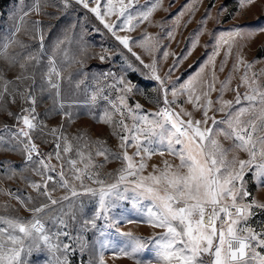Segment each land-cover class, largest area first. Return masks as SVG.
<instances>
[{
  "label": "snow or ice",
  "instance_id": "obj_1",
  "mask_svg": "<svg viewBox=\"0 0 264 264\" xmlns=\"http://www.w3.org/2000/svg\"><path fill=\"white\" fill-rule=\"evenodd\" d=\"M73 2L93 13L148 72H143L125 57L123 74L117 77L111 71L102 72L95 78L96 87L91 91L85 89L84 105L89 110L100 101L107 102L111 108V111L105 108L98 122L113 128L120 149L113 152L105 141L91 140L86 133L69 140L62 129L45 132L46 125L38 120L34 94L37 74L41 80V93L49 92L53 110L63 111L62 84L65 80L73 83L71 73L64 76L67 69L63 65L83 64V60L70 58L68 50L62 49L68 41L67 34L64 39H58L49 52L41 22L29 24L26 21L31 12L42 14L43 8L49 6L48 0H35L29 11H22L13 31L0 37V61L5 65L0 67V110L4 109L5 96L13 103L19 97L29 104V107H22L19 114L8 111L7 115L14 117L17 123L11 128L4 125L0 131V151L19 153L23 157L21 166L17 170L12 162L0 160V170L8 180L19 176L36 193L35 197L22 196L19 190L14 193L0 188V195L16 200L29 213L25 218L13 205L0 204V213H4L0 214V264H71L69 257L77 252L81 257L89 254L88 261L82 259L81 264H106L102 252L98 258L91 255L92 245L86 236L88 231L100 228L99 220L104 221L103 228L115 229L121 239L118 248L105 241L101 249L111 247L114 255L118 251L134 264H264V221L255 225L251 222L264 212V202L248 190L246 179L250 174L257 189H264V85L260 83L264 68L253 71L254 66L264 60L254 58L249 62L242 52L248 41L264 33V15L255 17L258 23L254 25L237 23L219 33L214 51L205 64L177 84L171 78L172 73L191 54V49L177 57L161 76L154 55L158 48L156 37L145 33L143 39L134 42L152 57L146 64L130 46L131 37L117 35V30L134 31L139 24L148 21L161 7L162 0H151V6L135 14L136 0H106L103 5L101 0H62L63 9L66 11ZM238 2L241 9H246L256 0ZM188 8L189 5H185L178 16ZM225 12L227 8L222 6L217 16ZM112 16L116 21L110 23L108 18ZM209 18L211 13L206 12L201 24H206ZM21 32L31 43L18 38ZM199 34L202 29L195 35ZM168 36L173 37V33L169 32ZM197 43L198 40H194L192 47ZM33 44L38 46L33 47ZM225 45L227 50L219 70L224 71L233 48L236 49L233 72L241 67L244 70L241 83L235 89H229L231 74L224 81H219L216 76L215 57ZM81 52L85 50L81 49ZM59 56L62 59L58 61ZM164 56L167 58L168 53ZM98 58L101 62L111 60V50L102 47ZM209 65L211 73L205 78L204 70ZM17 68L15 76L8 79L7 72ZM128 72L158 82L154 89L160 93L156 111L144 112L138 102L134 106L128 104L131 95L141 93L139 85L127 77ZM109 77L114 82L101 86ZM74 83L79 89L84 81ZM241 86H246L243 94L239 91ZM106 89H116L120 94L112 100L105 94ZM228 90L235 92L233 99L224 98ZM213 92L218 93L215 100L211 97ZM181 96L185 97V103L192 105L193 111L177 104ZM161 100L163 106H159ZM172 105L180 107V111L176 112ZM194 111L201 113L199 119L194 117ZM125 113L131 119L130 124L126 122ZM217 113L222 115L221 119H217ZM64 115L71 119V113L64 112ZM117 115L118 120L114 119ZM93 119L97 117L93 115ZM37 131L42 136L54 138L53 152H40L33 139V133ZM220 137L229 143L226 145ZM130 148L135 149L132 154H129ZM241 153L247 158H241ZM166 154L172 160L163 159L160 164H153L152 171L144 175L153 156L164 157ZM97 157H103L104 163L120 162L115 174H107L112 178L111 182L102 178L100 170L104 163H98ZM53 158L57 164L51 163ZM29 170L40 180L24 175ZM57 190H63L64 194L55 196ZM125 201L138 209L144 219L125 221L114 217V210ZM86 202L96 205L91 217L84 216ZM121 223H147L162 231L143 237L122 231ZM73 226H76L74 230Z\"/></svg>",
  "mask_w": 264,
  "mask_h": 264
},
{
  "label": "rangeland",
  "instance_id": "obj_2",
  "mask_svg": "<svg viewBox=\"0 0 264 264\" xmlns=\"http://www.w3.org/2000/svg\"><path fill=\"white\" fill-rule=\"evenodd\" d=\"M35 0H0V37L9 35L16 23L18 22L19 16L22 11H29L33 6ZM127 2V0H125ZM106 3V0H101V4ZM47 7L43 8L42 14L37 15L35 12H31L25 19L29 22L40 21L45 30V46L50 52L51 46L58 40L64 39L65 35L68 36V41H66L61 47L62 49L68 50V56L74 57L77 60H83V64L80 63H70L63 65L67 69L64 72V76L67 77L69 73L72 74L73 83L69 84L65 80L62 84L61 98L65 103V108L60 111L58 108L53 110V98L49 92L45 91L41 93L40 91V76L37 74L36 88L34 89V94L36 96V114L38 120L41 121L46 128L47 132L49 129H62L63 134L66 135L69 140L72 137L78 136L80 133H86L87 137L91 140L101 139L106 142L107 146L113 151H120L118 145L119 141L116 136L113 135V128L109 125L98 122V118L103 115L105 108L111 111L110 106L105 101H100L98 105L91 110L84 105L86 100L85 89L89 91L96 87V77L102 72L111 71L115 73L117 77L123 74L126 68L125 57L133 65L140 68L143 72L147 73L148 69L144 68L143 65L139 64V61L128 52L127 49L123 47L112 36L111 33L104 28L103 24L96 18V16L84 9L81 5H72L65 11L63 9L62 0H48ZM54 5V6H53ZM185 5H189L187 10H184L182 16H178ZM262 5H264V0H256V3L251 7L246 9H241L238 0H162L161 7L157 8L149 18L139 24L134 31H119L117 30V35L129 36L131 37L129 43L133 51L140 55L145 63H150L152 57H150L144 49L137 46L134 42L143 39L145 33H149L158 39V48L154 55L157 61V67L161 76L168 71V69L173 65L174 60L177 57H182L185 53L191 49V54L187 55L186 59H183L179 66L172 73V80L177 81V84L182 83L190 75L197 72L208 57L214 51V45L216 44V38L219 33L228 31L233 24H256L255 17L264 15V10H262ZM151 6V0H136L134 3V14L136 11H145L147 7ZM226 7L227 12L223 15L217 16L221 7ZM206 12L211 13V18L207 19L206 24L202 25L201 21L204 20ZM47 13V14H43ZM237 19H233V17ZM219 20V22H217ZM116 21V17L112 16L108 18V22ZM135 24L136 21H133ZM75 25V27H71ZM51 26V27H49ZM99 29V31H96ZM202 34L198 36L195 35L198 31ZM172 32L173 37H169L168 33ZM209 33H212L210 36ZM20 39L29 42L28 37L24 35L23 32L19 34ZM194 40H198V43L193 48L192 44ZM207 45V47H205ZM38 45L33 44V47ZM107 48L111 50V60H105L101 62L98 58L101 48ZM81 49L85 52L82 53ZM227 46H223L220 49L219 55L215 57L216 66V76L219 81H224L230 74L232 76L231 84L229 89H235L237 85H240V77L243 74V67L239 71L233 72V64L236 62V49L233 48L232 54L228 57L227 63L224 65V71L219 70L221 62L225 58V51ZM167 52L168 56L165 58L164 53ZM243 55L246 60L251 62L254 58H260L264 60V33L258 34L251 41L247 42V46L242 50ZM96 57V58H93ZM46 59V58H45ZM62 59V56L58 57V61ZM0 67H5L4 62L0 61ZM261 68H264V63H258L254 66L253 71L259 72ZM17 69H13L7 72V78L12 79ZM211 73V65H209L204 70V77L207 78ZM86 74V75H83ZM127 77L131 79L134 83L138 84L141 93L131 95L128 98V104L134 106L135 103H140L143 106L144 112L156 111L158 105L156 103L157 99L160 98V93L154 91L157 88L156 81L148 80L143 78L139 73L128 72ZM177 78H179L177 80ZM83 80L84 83L80 85L79 89L75 86L76 80ZM114 81L111 77L107 80L102 81L101 86L110 85ZM261 85H264V76L260 77ZM219 88V83L216 85ZM241 94L246 91V86H241L239 88ZM106 95H109L112 100H116V97L120 94L116 89H106ZM218 93L213 92L211 97L213 100L217 98ZM235 92L228 90L224 93L225 99H233ZM169 100L172 99L169 95ZM177 104L184 107L188 111H193L191 104L185 103V97L181 96L178 98ZM68 105H71L69 107ZM159 106H163L162 100ZM22 107H29V104L22 101L19 97L16 98V102L13 103L10 99L5 96L4 98V109L0 110V131L3 130L4 125H8L10 128L16 125V120L14 117L8 116L7 112L11 111L13 113L19 114ZM176 112L180 111V107L177 105H172ZM64 112L71 113V119L64 115ZM194 117L199 119L201 113L193 112ZM93 115L97 119H93ZM209 115H212L210 112ZM217 119H221L222 115L217 113ZM127 118V113H125ZM120 117L117 115L114 119L118 120ZM187 119V117H184ZM126 122L131 123V119L127 118ZM34 142L39 145V150L41 153L53 152L55 144L53 142L52 136H42L39 131L33 133ZM221 141L226 145L229 143L223 141V137H220ZM48 142L45 143L44 141ZM73 144L76 141H72ZM83 143V141H81ZM129 154H132L135 149L130 148ZM241 158H247L246 154L241 153ZM23 157L12 151H0V160H7L13 163L19 170ZM163 159L172 160V157L167 154L164 157L155 155L148 161V168L145 170L144 175H147L152 171L153 164H160ZM98 163H104L103 157L96 158ZM178 163V161H173ZM52 164H57L55 158L51 160ZM121 166L119 161L113 160L108 163H104V167L100 170L102 178H105L111 182L110 177L107 176L108 173L115 174L116 170ZM59 170V169H58ZM24 175L30 177L33 180H40V177L34 176L29 170L24 173ZM55 175V174H53ZM248 180V190L261 202H264V189H257L255 183L251 180L250 174L246 177ZM51 187V185H49ZM0 188L10 189L12 192H17L22 196L32 195L36 196V193L27 186V184L19 177L12 180H8L4 177L3 171L0 170ZM63 190H57L54 195L59 197L63 195ZM252 197H249L251 199ZM9 203L15 208L19 209V215L28 218L29 213L24 211L20 207L19 203L10 198L7 195H0V204ZM96 210L95 203H87L84 211L85 217H91ZM4 214V213H0ZM15 215L16 213H12ZM113 216L117 219L123 220H133L141 221L144 219L142 213L138 209H134L129 201L122 203V206L113 212ZM264 221V212L257 215L253 221L254 225L258 222ZM97 224L100 226L98 230H90L86 233L87 239L91 242L92 253L91 255L97 257L103 254L106 264H134L132 259H128L119 254L117 251L114 255L113 248L101 249V244L108 241L111 245L118 248L121 244V239L116 235L115 229L103 228L104 221L99 220ZM76 226H73V230ZM120 228L122 231H131L136 235L149 237L153 232H160L161 229H154L150 227L147 223H121ZM101 231L103 234H101ZM67 241V238H65ZM89 254L86 253L83 257L77 252L75 255L69 257L71 264H81V260L87 262L89 259ZM35 260L36 257H33Z\"/></svg>",
  "mask_w": 264,
  "mask_h": 264
}]
</instances>
